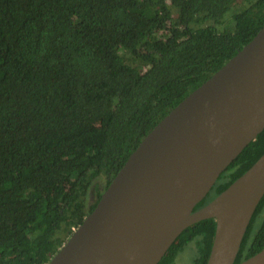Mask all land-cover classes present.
<instances>
[{
	"label": "trees",
	"instance_id": "1",
	"mask_svg": "<svg viewBox=\"0 0 264 264\" xmlns=\"http://www.w3.org/2000/svg\"><path fill=\"white\" fill-rule=\"evenodd\" d=\"M263 25L264 0H0V264H46L144 136ZM263 153L264 129L194 210ZM214 231L190 225L157 264L188 243L206 264ZM263 247L264 195L233 264Z\"/></svg>",
	"mask_w": 264,
	"mask_h": 264
},
{
	"label": "water",
	"instance_id": "2",
	"mask_svg": "<svg viewBox=\"0 0 264 264\" xmlns=\"http://www.w3.org/2000/svg\"><path fill=\"white\" fill-rule=\"evenodd\" d=\"M264 129V25L141 140L46 264H157L177 236L215 220L206 264H233L264 195V153L203 207ZM239 264H264V247Z\"/></svg>",
	"mask_w": 264,
	"mask_h": 264
},
{
	"label": "rangeland",
	"instance_id": "3",
	"mask_svg": "<svg viewBox=\"0 0 264 264\" xmlns=\"http://www.w3.org/2000/svg\"><path fill=\"white\" fill-rule=\"evenodd\" d=\"M93 198H94V194L92 190L90 200H92ZM195 256H196L195 250L193 249L191 243H188L187 246L178 253L172 264H191Z\"/></svg>",
	"mask_w": 264,
	"mask_h": 264
},
{
	"label": "built area",
	"instance_id": "4",
	"mask_svg": "<svg viewBox=\"0 0 264 264\" xmlns=\"http://www.w3.org/2000/svg\"><path fill=\"white\" fill-rule=\"evenodd\" d=\"M75 229H73V231H74Z\"/></svg>",
	"mask_w": 264,
	"mask_h": 264
}]
</instances>
